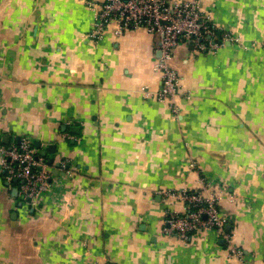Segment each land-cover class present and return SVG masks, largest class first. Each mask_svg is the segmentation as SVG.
Returning a JSON list of instances; mask_svg holds the SVG:
<instances>
[{
	"label": "crops",
	"instance_id": "1",
	"mask_svg": "<svg viewBox=\"0 0 264 264\" xmlns=\"http://www.w3.org/2000/svg\"><path fill=\"white\" fill-rule=\"evenodd\" d=\"M86 1L104 0H0V147L40 143L58 185L28 207L0 154V264H239L214 231L160 237L183 207L156 193L201 180L244 264H264V0H199L246 48L180 44L175 118L151 96L159 38L111 25L92 43Z\"/></svg>",
	"mask_w": 264,
	"mask_h": 264
},
{
	"label": "built area",
	"instance_id": "2",
	"mask_svg": "<svg viewBox=\"0 0 264 264\" xmlns=\"http://www.w3.org/2000/svg\"><path fill=\"white\" fill-rule=\"evenodd\" d=\"M85 4L94 13L93 28L86 35L94 44L104 38L111 25L116 26V35L128 30L144 29L159 38L160 56L154 71L160 76V86L151 96L158 102L169 103L174 118L178 116L174 101L181 92V83L179 75L169 64L173 52L180 44H189L198 53L210 54H216L226 45L246 48L239 36L213 23L210 14L200 9L199 0H104L98 5L90 1ZM143 95L150 96L147 91ZM0 154L7 180L17 181L18 195L28 207L37 209L41 196L54 194L58 190L46 160L38 155L30 140L22 138L17 144L1 146ZM67 163L62 161L58 165L69 175L71 172ZM156 194L166 202L171 201L183 207L181 213L166 211L160 237H175L187 243L195 233L214 231L224 241L228 256L244 264L242 252L233 244V236L227 229L232 221L221 215L218 208L222 195L209 193L206 180H201L200 187L193 192L163 190Z\"/></svg>",
	"mask_w": 264,
	"mask_h": 264
},
{
	"label": "water",
	"instance_id": "3",
	"mask_svg": "<svg viewBox=\"0 0 264 264\" xmlns=\"http://www.w3.org/2000/svg\"><path fill=\"white\" fill-rule=\"evenodd\" d=\"M160 56V52L158 53V57ZM19 142V141H18ZM35 148L37 149V150H39L40 149V143H36L35 144ZM55 150V147L54 146H51V147H49L48 149H47V152H41L40 154H41V156H45L46 154L45 153H48V154H54V151ZM49 163L50 164H52L53 163V161L52 160H50L49 161ZM4 175L6 176V173L4 172ZM13 183H15V184H17V181L16 180H13ZM228 228V227H227Z\"/></svg>",
	"mask_w": 264,
	"mask_h": 264
}]
</instances>
